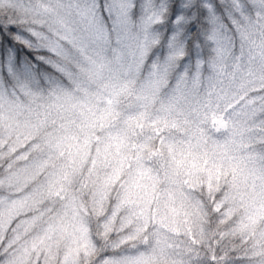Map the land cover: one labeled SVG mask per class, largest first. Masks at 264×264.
<instances>
[{
	"label": "snow or ice",
	"instance_id": "obj_1",
	"mask_svg": "<svg viewBox=\"0 0 264 264\" xmlns=\"http://www.w3.org/2000/svg\"><path fill=\"white\" fill-rule=\"evenodd\" d=\"M0 264H264V0H0Z\"/></svg>",
	"mask_w": 264,
	"mask_h": 264
}]
</instances>
